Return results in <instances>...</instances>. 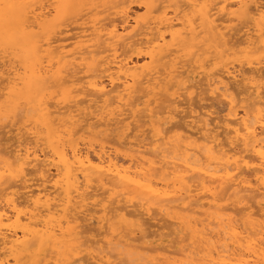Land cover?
Masks as SVG:
<instances>
[{
	"label": "bare ground",
	"instance_id": "obj_1",
	"mask_svg": "<svg viewBox=\"0 0 264 264\" xmlns=\"http://www.w3.org/2000/svg\"><path fill=\"white\" fill-rule=\"evenodd\" d=\"M77 1L79 0H15L16 3H22L26 5L27 9L34 8V10L32 11L30 10V13L29 11L27 13V14L32 15L31 21H30L31 24L28 23L29 25L28 26L25 25L26 27L21 25V28L24 27L23 30L26 31V33L25 32L21 33V35L23 34L22 37H24L22 40H24L25 38L27 39V36H29L28 33L31 31H32L31 33H33L34 29L39 28L42 22L52 23L55 15H58L62 8H65L66 6H70L71 4H74V3L77 4ZM112 1L119 2L118 6L121 5L122 7L124 6V3H126L125 2L126 0H112ZM160 1L162 2V0ZM201 1L202 0L180 1L181 3H183L182 6H184V9L187 8L188 11L191 13L192 15V18L190 17L191 19L185 17L186 14H184L185 16L184 15L180 16V14L184 11V9H182L181 4L179 3L180 4L179 6L171 10V15H169V12L162 11L160 14L161 17L159 19H156V21L151 19L153 20V22L151 21L143 22L141 20L134 19L135 26L132 28L131 31H128L127 30L128 29L127 25L129 23L128 22V19H129L128 12L127 10L123 8L119 12V10L121 9L120 8L118 11H116L118 15L116 14V12L113 14L114 16L117 15L120 17L119 21L116 20L119 17L116 16L114 18V20L118 21V24L115 21L114 23L113 21L112 22L110 21V23L106 22V24L105 23L100 24L99 22L101 21L104 22L105 20H103L104 19L103 18L100 21V19L98 18L99 20L97 19L96 20L99 22L95 23L92 27H90L92 29V34L90 33L91 38L89 37L87 41L86 40L84 41V39L82 41V38H84L85 35L82 36V35L77 34L79 36L73 37L72 36L73 34H72L71 37H68V39L73 37V40H75L74 42H72L74 49L71 55L78 56L77 58L82 61L89 60L91 62L88 64L89 67L88 66L86 67L88 68V70L86 71L84 70L86 75H84V77L82 76L81 78L76 77L77 75L76 71H81L80 69H85L84 67L77 70L79 66L78 68L77 66L74 67L72 66V63L70 64V62H68L72 66V68H67L68 69L67 70L66 67L68 63L67 65H64L66 67L63 68L61 72H63L64 74H67V76L62 77V82H64V86L66 87L67 91L65 90L66 91L65 98L64 97L63 98L71 99L69 94H71L72 92L78 93V95L79 96L81 95L82 97V100L80 101L79 99L78 102H80V104L85 105V106H84V109L82 108L83 111L79 109H78L79 111L77 110V112L81 113V114L78 113L79 114L78 116L76 115L77 117H79L77 121L71 122L70 120L68 122L62 119L61 121L59 120V126L58 124H56V126H58L59 129L57 127L58 130H56V133L53 136H51L52 144H50L49 142L50 146H48L49 150L47 152H44L43 148L42 149L41 147L39 148L40 144L37 146L35 145L36 143L33 145L32 142L31 143L29 142L30 144H25L21 146L19 145L20 147L17 149L15 153H11V152L7 153L6 151L0 150V264H20L19 262H22L21 259H23L24 257L26 259L27 257L30 256L29 255L30 253L32 254V253L38 252V250H41L43 248H45V250L48 249L47 252L44 251L46 253L45 257L47 258V256H49L48 257L49 260H52V262L51 261L48 262V260L47 261L45 260L44 262L41 261L43 264H73V263L74 264H84V262L86 261L89 262V260H92L94 264H125V263L126 264H264V206H263L264 204L261 206L260 203H256V205L258 206V209H256L253 204V202L255 203V201L251 200L253 198L264 200V98H263L264 83H262L264 75L263 76L261 75L263 74V71L259 72L260 67L259 68L252 67L251 65L253 63L251 64L249 62L247 63L249 67L246 65L249 69L248 73H250L248 74L250 75L248 77L249 85H250L249 87H251L250 89L253 90V94L255 97L252 99L251 102H247V100L245 101V103H248V104L246 105V107H244L243 113L241 112L242 115L240 116L238 114L239 112L237 113V110H236L237 105L239 103L237 102L239 99L236 100L237 99L236 96L239 97V95L237 94L235 96L234 95L235 93L233 94V91H231L232 90L231 84L234 82L233 80H235L237 77L239 76L241 77V74L243 77V71L244 73L245 72L247 73L246 68L245 70H242L241 68V70H238V71L232 70L233 68L231 69L232 71H230V69L226 68L224 71L221 70L219 73H216V74L212 73V75L207 76V79H206L207 90L206 91H208L211 95L222 98L223 102L225 101V103L228 106V110H229V113L227 114L228 121L226 120L228 123L226 124V127H225V136L222 138L223 140L221 139L222 137L221 135L222 134L224 135V131L220 129L223 132L220 134V133H217L219 131H215L214 129L208 128V126L210 127L212 125V122L211 124L209 123L204 124V121L206 119L205 120L203 119H204V116L205 118L207 117L206 114L205 115L203 114L204 116L202 117V119L200 118V116L197 117L203 120L201 124H203L204 126L202 125L203 127L201 126V129L199 127V129L196 128L197 130L188 129L187 131L185 129L186 131H184L182 128L183 131H180L179 134H176V136L174 135V137L172 136L173 138L169 137V139H166L165 135L166 134L168 135L170 131L173 132L174 130L173 128H175L176 126H174L173 128L169 127L168 130L165 128L166 133H165V129L162 130L164 135L161 134L159 138L155 137V139L152 142L148 144L146 143L147 145H145L144 143V145L142 144V145L135 146L136 148L134 147L130 148L129 151L126 150L130 153L129 155H126L125 158H123L126 165L121 164L122 162H119L120 159L118 160V158L116 157H111L110 154L107 153L108 151L106 152L104 150V147L102 146L97 152H95L94 157H91L89 154L90 152H88V150L85 151L79 148L78 147L79 145L73 139L74 135H76L78 131L82 130V127L79 126L80 128L78 129V131L76 129L77 131L76 132L75 128L80 123L86 121V120L82 121L81 118H84L87 116H89L91 119H92L91 116H93L94 118L95 117L99 118L98 111L100 108L98 107H100L99 105L101 103H103L104 105L106 104L105 102H108V104H110V107L112 106V104L116 106L117 104H119L122 107L123 106L130 107V104L132 103L131 107H134L133 102L127 104L130 101L126 103L125 99L128 98L130 100L131 97L133 98L136 97V93L143 94L144 95V97L142 95L143 98H145L146 96L149 97V95H153V94L158 96L159 91H161L160 85L163 81H165L167 78L177 79L178 77H183L184 74H187V71H179L182 69L185 70L183 65L180 67V69H178L177 65L173 61L174 58L172 59L173 62L169 60L170 57L173 56L172 54H174L175 52H178V49L175 50L173 47V50H172L173 45L169 44L167 42L168 40L166 41V39L167 37H169L170 40L173 41L172 43H175V42H178L179 44L180 42L182 43V41L185 40V37L195 34V30L198 28L196 27V21L201 20L207 30L211 31V33L214 32L216 37L219 39L221 47L225 49V52H228L231 50V48L234 47V44H236V41L240 40V38L239 39L236 38L237 40L235 39L236 41L234 40L235 42L232 43L233 42L232 39L230 41V38H228L229 37L228 32L223 33L221 31H226L227 23L238 21L240 18H243L246 20L244 21L246 22L245 24L246 25L245 26L246 28L245 37L246 38L243 41H241L240 44L238 43L239 42L238 41L237 42L238 44L235 46L245 45L247 50L250 48L251 49L256 48V49H260L264 51V21H261L259 19L260 10L255 7L257 4L261 3L260 0H248L247 1L248 3L252 5V10L246 16L237 14V12L234 11L235 8L233 6L235 5L238 7L240 0H216L215 3L211 0L213 4H210V5H207L206 3H202ZM163 2L167 3L168 0L167 1L165 0ZM176 3L177 2H175V4ZM79 4H81V1ZM159 4L160 3H158V5ZM158 5H157V8L159 9L160 5L159 6ZM115 6L117 5L115 4ZM173 6H174V3H173ZM72 7L74 8V6L72 5L71 7H68V8L73 9ZM77 8L75 6L73 10ZM127 8L129 7L127 6ZM108 9L110 10V8ZM156 9H154L153 12H155ZM158 9H157V12H158ZM19 10H20V13H22V10L21 9ZM104 12L105 11H103V13ZM103 13L101 12L100 14H103ZM195 15H196V18L198 19L197 20L195 18L196 21L193 18V16ZM83 16L84 15H82L81 17ZM189 16L190 15H188V17ZM57 18L58 17H55L56 20H59L62 17H59L58 19ZM29 19H30V16H29ZM17 20H18L17 19V9L12 13L10 17L5 18V19H0V27L8 31V32L4 31L6 35L11 34L9 29L7 28H10V26L14 25V23L16 26L17 22L19 21ZM94 20L95 19L92 20L93 22L92 21L90 22L94 23ZM17 27L18 29L20 28L18 25ZM87 28H88L87 30H89V27ZM136 28L137 30L140 31V33L135 30ZM234 28H237V27H234ZM129 29H130V26H129ZM15 30L17 31V29ZM133 30L135 31V34H131ZM16 31L15 32L12 31V32L17 34ZM65 31H68V30H65ZM141 31L144 32L143 33L144 39L136 40L135 39L136 35L138 33L139 34L137 36L141 35ZM41 33L39 32V34ZM21 35H18V36L21 37ZM48 36H50V34ZM210 36L211 38H213L212 35ZM6 37L11 38L10 39L11 43L13 41V37H14V40H16L14 35L13 36L11 35V37L10 35ZM34 38H37V36ZM196 38H197V35H196ZM41 39L43 38H40V40ZM57 39L59 38L54 37V40H52L50 43H46V45L43 43L44 46L47 48L43 49L42 53L43 52L47 53L46 55H50L52 53H57V54L66 53V52H61V51L65 49L64 47H67V46L69 47L71 43L64 47L59 46L60 48L59 47L52 48L51 45H53L55 42L57 43L58 41ZM61 39H59V41ZM190 40H192V38ZM53 41L55 42L53 43ZM68 41H71V40H67V42ZM91 42H93L91 45H87V43H91ZM195 42L196 40H194V43ZM37 43L38 42L34 43L33 45H35L36 51L40 53L41 52L40 49L43 44H39L41 45L39 46ZM230 43H232V45H230ZM0 44L3 45V44H8V43L6 42L2 43L1 41ZM214 44H216V42ZM28 45L31 46V44H28ZM72 45L70 47H72ZM12 46H15V45H11V47ZM194 48H189L187 46L185 49L190 50ZM183 49L184 48L182 49L180 48L179 50L183 51ZM24 50L27 51L28 49H24ZM69 51L70 49L67 52ZM30 52H31V49H30ZM131 52H133L132 54H136V56L143 54L144 56L148 57V59L150 60V63L148 64L149 66L147 67L146 65V67L143 68V67H140L137 63H134L133 60H131V55L130 56L128 55ZM220 52L221 51L217 53H220ZM21 53L23 54V52H20V54ZM261 53H258V54H261ZM105 54H108V55L103 57L102 55H105ZM177 54H179V52ZM71 55H67V56H71ZM263 55L264 54H262V56ZM99 57H101L100 61L98 60ZM192 57H193V54H192ZM190 59H187V60H189L190 62ZM43 60H45V58H43ZM49 60L47 59V62ZM53 62H54V65H56L57 67V64H56L57 62L55 63V60ZM53 62H51V64L49 62L48 63L49 65L48 64L46 65V61H45V63L43 62L45 66H43V64L37 63V65H35L36 67H34V70L31 73L29 72V74L31 75V79H30L31 83L29 86L31 91L34 92L35 89L37 90L36 84H38V80L41 77H43V75L45 76L49 73L50 71L49 68L51 67V65H53L52 64ZM82 64L80 63L79 65L84 66L86 63L83 65ZM178 64H180V62H178ZM54 65H53V68H54ZM254 65H260V63L253 64V66ZM263 65H264V61H263ZM46 66H48V68ZM159 66L163 68L161 69V71L157 69ZM185 66H187V64ZM91 69L93 70L90 71ZM18 70H21V69H18ZM191 71H188V73ZM13 72L11 73L13 74V76H15V74L17 73H15L16 71L14 72L15 74ZM17 72L19 73V75L21 74L19 71ZM9 75L10 73L8 74V76ZM30 75H28V77ZM242 77L239 78V80L242 79ZM18 79L19 78H17V80ZM72 79H75V80H72ZM186 79H189V78L186 77ZM14 81L16 80L14 79ZM195 82L196 81H194V83ZM10 83L8 85H10ZM18 83H21V81L18 80ZM189 83H188L189 86H187V88L189 87V89L191 88L195 90L193 81L192 82L190 81ZM67 84H70L72 87L73 85H76L78 86V88L75 87L72 89V87L70 86L71 87L70 88L69 86H67ZM162 84H165V83H162ZM168 84H169L167 85L168 88H171L169 86L172 84L170 83ZM161 86L164 87L163 85ZM7 88L8 86H4L1 88L0 97L5 98L3 96L4 95L7 96L8 93L6 92L9 90ZM23 88L24 87H22V91H23ZM69 88L72 90H69ZM235 88H234V92L236 91ZM201 90H204V89H201ZM259 90L263 92L260 93ZM13 91L14 90H12V92ZM168 91L170 90L168 89ZM184 91H186L185 88H184ZM41 92L44 93L43 90ZM194 93L196 92L194 91ZM17 94H19V92H17L15 95ZM21 94H24L27 96L26 93H20L18 96H21ZM249 94L252 95L251 92ZM261 94L263 95L262 97H261ZM38 95L40 96V92ZM160 95L163 96L162 94ZM26 96H25V99L29 98ZM44 96H45L44 100L46 101V95ZM54 97L55 96H53V98ZM164 97L168 98L166 97V95ZM183 97H185L184 94H183ZM250 97L251 96L249 95V99ZM37 98L35 97V99ZM76 98H77V94L75 96V99ZM165 98L163 99L166 100ZM40 99L42 98L40 97ZM210 99L211 98L209 97L208 100ZM32 100L35 101L34 98ZM168 100H166L165 102L168 103ZM137 101L136 103H138ZM176 101L179 102L178 96L173 99L171 98L169 100L170 105L169 104L168 105L174 106L176 103L178 104V102ZM39 102H40L39 104H41L40 107L38 106L40 109L38 107L37 108L40 110L39 113L44 114V115L40 114L41 117L43 116L42 118H44L47 115V111H48L47 106L49 102L48 103L46 102V104L44 102L41 103L42 102L41 100H39ZM69 102L71 103V101ZM160 103L162 106L163 105L162 101H160ZM166 103H165V108H166ZM180 103L181 102H179V104ZM13 104L15 105L14 102ZM77 104L76 106H78ZM119 105L118 107L120 108L121 106ZM116 106L114 108H118ZM158 106L160 107V104L157 105V107ZM207 106H210V105H207ZM64 107H61V108L63 109ZM70 107H73V105ZM30 108L31 106L29 107V109ZM119 108L117 111H112V110L110 112L108 111V114H110L109 116H115V117L116 115L118 117L123 116L122 110H119ZM162 108L160 109L158 108V110L160 111L162 110ZM10 109L11 108H9V110ZM105 109L106 108L104 107L103 110ZM64 110L67 111V107L66 109L64 108ZM19 112H20V109H19ZM57 112H55L54 110V113H57ZM161 112L164 113L163 110ZM52 113L53 112L50 113V116ZM99 113L101 114V112ZM18 114L19 113L16 114V117ZM105 114L107 116V113ZM185 116H187V113ZM115 117L113 118L114 122L116 121ZM126 117L124 119H126ZM55 119L53 121L51 120L52 123H54V121L57 122V120ZM87 119L89 120L88 117ZM120 120H123V118ZM196 120L199 122L201 121L198 119ZM95 122H93V124ZM123 122H120V123H123ZM15 123H17V120ZM107 124H110V123H107ZM180 124H178L177 127H179ZM43 125H46V123ZM98 125H99V122H98ZM92 126H90V128ZM100 126H102V124ZM191 127H193V125ZM216 127L219 128V126L217 125ZM49 128H50L49 131H51V128H53V126ZM46 129L48 128L46 127ZM161 129H162V126H161ZM176 130H178V128ZM1 133L4 134L5 132H1ZM49 135H52V134H49ZM35 136L36 135H34L33 137ZM109 136L110 134L108 135V137ZM105 142H108V141L105 140ZM112 143H114V145L117 144L115 143V141H112ZM46 144L48 145V143ZM46 144L44 145V147L47 146ZM109 144H111V142ZM119 148L121 149L122 147H119ZM51 170H53V172H51ZM33 174H38L40 177H39V180L38 178L37 180L41 182L39 184H36L37 180L35 178L36 180L35 185L32 184L31 182L32 185L30 184L29 186L26 185V187H24V185L27 184L31 180L29 179V177ZM35 177H37V175ZM21 188L22 189L27 188L30 190L26 193L23 192L22 194H20L21 192H19V189ZM98 193L103 196L105 195V193L106 194L108 193L109 194L108 197H110L111 199V203H109V206L112 204V202L113 204H115V206L113 205L114 207L112 209H109V207L105 208L101 206V201L103 199L102 198L103 196H99ZM249 195H252V197H249ZM95 197H101L100 198L101 200H98L97 202L93 200V202H91L92 203L91 205L94 207L99 206L100 208V209L98 208L99 211H102L105 214V217H107L108 214L110 213L109 214L110 217L105 218L106 220L105 224H107L108 226L106 227V229H108L106 230V233L109 235V237L107 235L108 238H104V236H102L101 232L99 231L100 232L99 234L101 235L100 237L104 238L103 241H98L99 239H97L96 241L98 242H94L92 240L91 242L87 240L88 238H85L86 236H84V233H86L85 230L84 231L82 230L84 227V224H82L83 225L82 228L80 227L82 226L80 225L81 224L80 221L82 222L83 220L82 218L79 217V214L80 215L83 214L86 216L87 213H89V210L86 208H88L87 206L89 202ZM225 199L227 200L233 199V203L231 205L230 204L222 205L221 203ZM249 199L252 202V204L247 205L246 200L249 201ZM201 200H203L204 202H202ZM250 201L249 203H251ZM120 202L124 203L125 205L118 206ZM94 207H93V211H94ZM128 207L136 208V209L138 208L140 210V213H139V210L134 211L135 214L132 212L131 213L126 212L125 209H127ZM124 211L125 213H121ZM155 211L158 213L159 216L163 215L168 218L170 216V213H174L178 215V217L174 219L178 221V226L180 225L179 227L181 229V232L183 231L181 226L187 232V234H184V235L187 236L188 243L181 245L180 247H178L179 249L177 250L170 249L168 246L167 247L160 246L157 248L152 247L153 249L149 247H144L145 252L140 254L139 256L136 254V251L135 253L133 252V250L138 249L137 248L138 246L135 247L136 245L134 246L133 244L135 243V241L136 242L139 241L137 239H140L141 237L144 238V235L142 234L141 236L140 235L137 236L139 238H135L134 237L135 232L132 230H129V227H127V225L124 222L125 220L124 217L131 216L132 218V216H134L133 218H135L136 216L137 217L139 216V220H140V217H143L144 215L145 217L151 216V213L153 214L155 213ZM242 211H247V212L246 214H242L243 215L242 216L241 214H239ZM234 214H235V217L236 215H239L236 218L238 217L240 218V216L244 217V215H246V221H240L238 219H235ZM199 216L200 217L204 216V218L200 219ZM83 218L86 219L85 217ZM153 218L156 219L155 217ZM260 219H262V222ZM258 220H260V222ZM143 221L145 222L147 220H143ZM156 224L157 223H155V225L153 224V226L157 227ZM172 224L174 225V223ZM86 225H85V228H86ZM170 225L168 224V227ZM103 226L105 227V225ZM170 227L172 228V226ZM172 231H171V235H172ZM176 232L178 233V231ZM174 241L172 240V242ZM180 241L182 240H179V242ZM187 241L184 240L182 242L186 243ZM101 243H103V245ZM140 248L142 249V247ZM61 250H64L65 252H68V253H73V257H75V259L73 258V260H71L72 257L71 256L68 257V254H67L68 259L67 260L65 259L66 261H64L61 258V256L63 258L66 256H63L64 254L62 253ZM151 251H153V253H156V255L154 254L155 257L154 256H152V258L149 257V255L151 254L149 252ZM132 252L134 254H132ZM38 253L36 254V256L38 255ZM148 253L149 255L147 256ZM82 254H85V256H87L90 259H87V257H86L87 260L85 258H82V256H84ZM121 255L124 256L123 257L124 260H125L126 255L127 257H129V259H127L126 257L125 261H119L118 263H116L115 260H117V257ZM133 255H135V258H133L134 257ZM36 256H32L31 258L35 257L36 259L37 258ZM31 260L33 261V259ZM24 262L25 261H23V264H35L33 263L34 261L30 263L29 262L24 263Z\"/></svg>",
	"mask_w": 264,
	"mask_h": 264
},
{
	"label": "rangeland",
	"instance_id": "obj_2",
	"mask_svg": "<svg viewBox=\"0 0 264 264\" xmlns=\"http://www.w3.org/2000/svg\"><path fill=\"white\" fill-rule=\"evenodd\" d=\"M80 1H81V4H79L80 3ZM93 1V2H92ZM97 1V2H96ZM105 1V2H104ZM156 1V0H155ZM154 0H146V2H145V0H126L125 2L126 3H124V6L122 7L121 5L120 6H118L119 5V2H117V1H112V0H90V2H89V0L87 1V0H85V1H83V0H79V1H77V4H71L72 6H74V8H75V6H76V8L78 7V5H79V7L77 8V9H75V10H73V9H71V8H68V7H71V5L70 6H66L65 8H62L61 10H60V15H62V16H60L59 14L58 15H55V17H62V18H60L59 20H56L55 19V17H54V19H53V21H52V23L51 22H49V23H45V22H42L41 23V25H40V27L39 28H35L34 29V31H33V33H31V32H29L28 34H29V36H27V39L25 38L24 40H22L24 37H22L23 36V34L21 35V33L22 32H25L26 33V31H24L23 29H24V27L23 28H21V25L22 26H28L29 24H31L30 23V21H31V17H32V15L31 14H27L28 13V11H29V13H30V10L32 11V10H34V8H32V9H27V7H24V8H19V9H21L22 10V13H20V10L19 9H17V19L19 20H17L18 22H17V25L20 27L19 29H18V27H17V25L15 26V23H14V25H11L10 26V28H7V29H9V31H10V33L11 34H9L10 35V37H11V35L13 36H15V39L16 40H14V37H13V41H12V43L10 42V39L11 38H8V37H6V36H9L8 34L6 35L5 34V32H8L6 29H2L1 27H0V43H1V41H2V43H8V44H3V45H1L0 44V82L4 85V86H8V88L7 89H9L6 93H8L7 94V96H3V97H8V98H2V97H0L1 99H0V150H2V151H6L7 153H9V152H11V153H15L16 151H17V149L21 146V145H25V144H30L31 142L33 143V145L35 144V145H39V148L41 147V149L43 148V150H44V152H47L48 150H49V147L48 146H50V144H52V138H51V136H53L55 133H56V130H58L59 129V120L61 121V119L62 120H64V121H70L71 120V122H74V121H77V119L79 118V117H77L79 114H81L80 112H77V110L79 109V110H82V108L84 109V106L85 105H82V104H80V102H78V100L80 99V101L82 100V97H81V95L79 96L78 95V93H71V94H69V96H70V98L72 99H64L65 98V92L67 91V89H66V87L64 86V82H62V77H64V76H67V74H64L63 72H61L62 70H63V68H65L66 66H64V65H67V63L68 62H70V64L72 63V66H74V67H76L77 66V68H78V66H79V68L77 69V70H79L80 68H82V67H84L85 69H80L81 71H76L77 72V75H76V77H84V75H86V73H85V71L86 70H88V68H86L87 66L89 67V63L91 62V61H89V60H80V59H78L77 57L78 56H72L71 55V53H73V49H74V46L72 45V42H74L75 40H73V37H75V36H79V35H82V36H87V37H85L84 36V38H82V41H83V39H84V41L86 40H88L89 39V37L91 36V34H92V29L90 28V27H92L95 23H98L99 21H97V20H99L100 19V21L103 19V20H105L104 22L103 21H101V22H99L100 24L102 23H105L106 24V22L107 23H110V21L112 22L113 21V23H114V21L115 22H117V24H118V21H119V19H120V17L119 16H117L118 14H117V12L116 11H118L120 8V10H119V12L122 10V8L123 9H125V10H127V12H128V17H129V19H128V31H131L132 30V28L135 26V24H134V19H137V20H141V21H143V22H149V21H151V22H153V20L154 21H156V19H159L160 17H161V12L162 11H166V12H169V15H171V10H173V9H175V7H177V6H179L180 4H181V6L183 5V3H181L180 1H183V0H179V1H177V0H171V2H170V0H168V2L166 3V2H163V1H165V0H162V2L160 1V0H158V1H156L155 2ZM160 1V2H159ZM167 1V0H166ZM214 3L216 2V0H212ZM211 0H202L201 2L202 3H206L207 5H210V4H213V2H212ZM248 1V0H247ZM261 1V0H260ZM102 2V3H101ZM111 2V3H110ZM117 2V3H116ZM144 2V3H143ZM175 2H177L176 4H175ZM210 2H212V3H210ZM89 3H91V4H89ZM93 3V4H92ZM96 3V4H95ZM99 3V4H98ZM108 3H109V5H108ZM113 3V4H112ZM127 3H128V5H127ZM156 3V4H155ZM158 3H160L159 5H158ZM173 3H174V6H173ZM180 3V4H179ZM88 4V5H87ZM115 4L118 6H115ZM113 5V6H112ZM157 5L159 6V9L157 8ZM81 6V7H80ZM115 6V7H114ZM127 6L129 7V8H127ZM171 6H173V7H171ZM127 9H126V8ZM67 8V9H66ZM108 8H110V10L108 9ZM113 8H114V10H113ZM118 8V9H117ZM147 8V9H146ZM158 9V12H157V9ZM64 9H66V10H64ZM72 10V11H70V10ZM93 9V10H92ZM103 9V10H102ZM129 9V10H128ZM154 9H156L155 10V12H153V10ZM182 9H184V6H182ZM25 10H27V11H25ZM92 10V11H91ZM100 10H101V12L103 13V11H105L103 14H100L101 12H100ZM23 11H25V12H23ZM65 11H67V12H65ZM160 11V12H159ZM234 11H236V8H235V10ZM64 12V13H63ZM87 12H89V13H87ZM98 12H99V14H98ZM112 12V13H111ZM116 12V16L117 17H119V18H117L116 20H118V21H116V20H114V18L116 17V16H114L113 14ZM152 12V13H151ZM184 12V13H183ZM181 14H180V16H182V15H184V14H186V16L185 17H187V18H189V19H191L192 18V15H191V13L188 11V9L187 8H185L184 9V11H183ZM24 13V14H23ZM63 13V14H62ZM67 13V14H66ZM95 13H96V15H95ZM189 13V14H188ZM92 14V15H91ZM110 14V15H109ZM135 14V15H134ZM19 15V16H18ZM82 15H84L83 17H81ZM93 15H95V16H93ZM153 15V16H152ZM160 15V16H159ZM188 15H190L189 17H188ZM23 16V17H22ZM29 16H30V19H29ZM64 17V18H63ZM80 17H81V19H80ZM108 19H106V18ZM191 17V18H190ZM22 20H20V19ZM57 18V19H58ZM88 18V19H87ZM99 18V19H98ZM193 18H194V20H195V18H196V15L195 16H193ZM87 19V20H86ZM93 19H95L94 20V23H91L90 21H92ZM97 19V20H96ZM151 19H153V20H151ZM197 19V18H196ZM88 20H89V22H88ZM198 20V19H197ZM240 20V21H239ZM238 21H234V22H231V23H227L226 24V27H227V29H226V31H221V32H223V33H226V32H228V35H229V37L228 38H230V41H231V39H232V43H234L237 39H239L240 38V40H237L236 41V44H234V47L233 48H231V50L230 51H228V52H225V49H223L222 47H221V45H220V42H219V39L216 37V35L214 34V32H212L211 33V31H209V30H207L206 29V27H205V25L203 24V22L201 21V20H199V21H196V27H198L196 30H195V34H193V35H190V36H187V37H185V40L184 41H182V43L180 42V44L178 43V42H175V43H172L173 41L172 40H170V38L169 37H167V39H166V41L169 43V44H171V45H173L172 46V50H173V47H174V49L175 50H177L178 49V52H179V54H177L178 52H173L174 54H172L173 56H171L170 57V59L169 60H171L172 61V59H173V61H174V63L177 65V68L178 69H180V67L183 65L184 66V69L185 70H179V71H187V74H184V75H186V76H184L183 75V77H178L179 78V80H178V78L176 79H169V78H167L165 81H163L162 83H165V84H162L161 83V85H163L164 87H162L161 85H160V87H161V91H159V95L157 96V95H149V97L148 96H146L145 98H143L144 97V95L143 94H141V93H136V97H131L130 98V100L128 99V98H126L125 100H126V103L128 102V101H130V102H128L127 104H129V103H131V102H133V105H134V107H131L132 106V103L130 104V107H127V106H121V105H119V104H117V106L116 105H114V104H112V106L110 107V104H108V102H105L106 104H104L103 105V103H101L99 106L100 107H98V108H100L99 109V111H98V116H99V118L98 117H93V116H91L92 117V119L89 117V116H87L88 118H89V120L87 119V117H84V118H81V120L83 121V120H86V121H84V122H82V123H80L76 128H75V131H76V129H77V131H78V129L80 128V127H82V130L81 131H76L77 133H76V135H74V140L76 141V143L79 145L78 147L79 148H81V149H83V150H88V152H90L89 154H90V156L91 157H94V155H95V152H97L99 149H100V147L102 146V147H104V150L108 153V154H110V156L111 157H116V158H118V160H119V162H122L121 164H123V165H126V163L124 162V159L123 158H125L126 157V155H129L130 153L128 152L129 151V149L130 148H136L135 146H137V145H144V143H145V145H147L148 143H150V142H152L154 139H155V137L156 138H159V136L161 135V134H163L164 135V133H163V131L162 130H164L165 128L168 130V128L169 127H174V126H176L175 128L177 129L178 128V130H176L175 128H173L174 130H173V132L172 131H170L169 133H168V135L166 134L165 136H166V139H169V137L170 138H173L174 137V135L176 136V134H179L180 133V131H188V129H191V130H197V129H199V127H200V129H201V126L203 125V124H201L202 122H203V120H205L204 121V124L206 123V124H211V122H212V125L209 127L208 126V128H211V129H214L215 131H219V132H217V133H223L222 131H224V135L222 134L220 137H221V139L225 136V127H226V124L228 123L227 121V114L229 113V110H228V106H227V104L225 103V101L223 102V99L222 98H220V97H216V96H214V95H211L208 91H206L207 90V87H206V79H207V76H209V75H212V73H219L221 70L222 71H224L226 68H228V69H230V71H232V70H241V68H242V70H245V68H246V71H247V73L245 72L244 73V71H243V77H242V74H241V77H242V79H240L239 80V78H241L240 76L239 77H237L235 80H233L231 83V86H232V90L231 91H233V94L236 96L237 94L239 95V97L238 96H236V100H238L237 102H239L238 103V105H237V113L239 114V116L240 115H242V113H243V109H244V107H246V105L248 104V103H245V101L247 100V102H251L252 101V99L255 97L254 96V94H253V90L252 89H250L251 87H249L250 85H249V76L250 75H248V74H250V73H248V71H249V69H248V65H247V63L249 62V63H253V64H258V63H260V65H254L253 66V64L251 65L252 67H256V68H259L260 67V69H259V72H262L263 71V74H261L262 76L264 75V65H263V61H264V55L262 56V54H264L263 52L264 51H262V50H260V49H256V48H254V49H246V46L244 45H238V46H235V45H237L238 43L240 44V42L241 41H243L246 37H245V32H246V28H245V24H246V22H244V21H246L245 19H243V18H240ZM243 20V21H242ZM21 21V22H20ZM57 21V22H56ZM72 21H74V22H72ZM27 22V23H26ZM86 22H88V23H86ZM93 22V21H92ZM201 22V23H200ZM29 23V24H28ZM199 23V24H198ZM236 23V24H235ZM24 24V25H23ZM92 24V25H91ZM239 24H240V26H239ZM25 26V27H26ZM42 26V27H41ZM50 26V27H49ZM54 26V27H53ZM98 26V25H97ZM129 26H130V29H129ZM203 26V27H202ZM238 26H239V28H238ZM242 26V27H241ZM78 27V28H77ZM84 27H86V28H84ZM87 27H89V30H87L88 28ZM234 27H237V28H234V30H233V28ZM244 27V28H243ZM56 28V29H55ZM74 30H73V29ZM76 28V29H75ZM79 28H81V29H79ZM2 29V30H1ZM15 29H17V31L15 30ZM78 29V30H77ZM239 29V30H238ZM241 29V30H240ZM29 30V29H28ZM27 30V31H28ZM33 30V29H32ZM36 30V31H35ZM38 30V31H37ZM41 30V31H40ZM44 30V31H43ZM58 30V31H57ZM64 30V31H63ZM65 30H68V31H65ZM137 32H139L140 33V31L139 30H137V28L135 29ZM5 31V32H4ZM17 32V34H15V33H13V32ZM63 31V32H62ZM87 31V32H86ZM91 31V32H90ZM235 33H234V32ZM4 34H3V33ZM20 34H19V33ZM39 32L41 33V34H39ZM48 32V33H47ZM57 32H59V33H57ZM62 34H61V33ZM82 32V33H81ZM137 32H136V34H137ZM57 33V34H56ZM91 33V34H90ZM138 33V34H139ZM144 32H142L141 31V35H139V36H137L136 35V40L138 39V40H143L144 39V34H143ZM199 33V34H198ZM201 33V34H200ZM1 34H3V35H1ZM50 34V36H48ZM60 36H59V35ZM73 34V35H72ZM77 34H79V35H77ZM89 34V35H88ZM131 34H135V31L133 30L132 32H131ZM207 36H206V35ZM231 34V35H230ZM236 34V35H235ZM18 35H21V37H19ZM40 35H41V37H40ZM47 35V36H46ZM56 35V36H55ZM71 35L73 36L72 38H69L68 39V37H71ZM143 35V36H142ZM196 35H197V38H196ZM210 35H212L213 36V38H211V36ZM37 36V38H34V37H36ZM142 36V37H141ZM193 36V37H192ZM206 36V37H205ZM241 36V37H240ZM45 37V38H44ZM49 37V38H48ZM54 37H58L59 39H61L60 41H59V39H57L58 41H57V43L55 42V41H53V45H51L52 46V48H56V47H59V46H67L68 44H70L71 43V45H72V47H70L71 45H69V47L67 46V47H64L65 49H63L61 52H66V53H64V54H57V53H52V54H50V55H46L47 53H42V50L43 49H46L47 47H45L44 46V44L46 45V43H50L52 40H54ZM189 37V38H188ZM192 38V40H190L191 38ZM31 38V39H30ZM40 38H43V39H41L40 40ZM51 38H53V39H51ZM91 38V37H90ZM237 38V39H236ZM33 39H35V40H33ZM51 39V40H50ZM201 39V40H200ZM236 39V40H235ZM56 40V39H55ZM65 40V41H64ZM67 40H71V41H68L67 42ZM194 40H196V42L194 43ZM235 40V41H234ZM17 41V42H16ZM24 41V42H23ZM239 41V42H238ZM36 42H38L37 44L39 45V44H43L42 46L41 45H39V46H41V49H40V53L38 52V51H36V48H35V45H33L34 43H36ZM40 42V43H39ZM185 42V43H184ZM201 42H203V43H201ZM205 42H207V43H205ZM216 42V44H214ZM238 42V43H237ZM10 43H11V45H15V46H12L13 47V49H12V47H11V45H10ZM93 42H91V43H87V45H91ZM190 45H188V44ZM232 43H230V45H232ZM28 44H31V46L30 45H28ZM59 44H61V45H59ZM174 44H175V46H174ZM186 44H187V46L189 47V48H194V49H190V50H187V49H185L187 46H186ZM185 45V46H184ZM192 45V46H191ZM201 45V46H200ZM28 46H30V47H28ZM54 46V47H53ZM216 46H217V48H216ZM7 47V48H6ZM9 47H11V48H9ZM19 47V48H18ZM21 47H23V48H21ZM203 47V48H202ZM219 47V48H218ZM236 47V48H235ZM60 48V47H59ZM182 49V48H184L183 49V51H181V50H179V49ZM10 49H12V50H10ZM15 49V50H14ZM24 49H28L27 51L26 50H24ZM30 49H31V52H32V54H31V52H30ZM70 49V51L69 52H67L68 50ZM215 50V52H216V50L217 49H219V50H217V52H219V51H221L220 53H215L214 52V50ZM222 49V50H221ZM17 50V51H16ZM185 50V51H184ZM198 50V51H197ZM6 51V52H5ZM29 51V52H28ZM190 51V52H189ZM196 51V52H195ZM20 52H23V54L21 53L20 54ZM195 52V53H194ZM212 52V53H211ZM261 53V54H258V53ZM26 53V54H25ZM133 52H131V53H129L128 55L130 56L131 55V60H133V62L134 63H137L140 67H146V65H147V67L149 66L148 64L150 63V60L148 59V57H146V56H144L143 54L142 55H138V56H136V54H132ZM189 53V54H188ZM226 53V54H225ZM20 54V55H19ZM31 54V55H30ZM42 54V55H41ZM177 54V55H176ZM192 54H193V57H192ZM194 54H196V55H194ZM215 54H217V55H215ZM221 54V55H220ZM223 54H225V55H223ZM249 54V55H248ZM254 54V55H253ZM256 54V55H255ZM22 55V56H21ZM57 55V56H56ZM67 55H71V56H67ZM106 55H108V54H105V55H102L103 57L104 56H106ZM133 55V56H132ZM191 55V56H190ZM200 55V56H199ZM248 55V56H247ZM253 55V56H252ZM40 56H42V57H40ZM65 56V57H64ZM135 56V57H134ZM59 57V58H58ZM77 58V59H75V58ZM192 57V58H191ZM43 58H45V60H43ZM49 60L48 62H47V59ZM57 60H56V59ZM63 58V59H62ZM70 58V59H69ZM100 58L101 57H99L98 58V60L100 61ZM191 58V59H190ZM30 59V60H29ZM55 60V63L57 64V67H56V65H54V60ZM187 59H190V62H189V60H187ZM251 59V60H250ZM26 60V61H25ZM29 60V61H28ZM70 60V61H69ZM78 60H80V61H78ZM209 60H210V62H209ZM248 60V61H247ZM41 61H43L44 63H45V61H46V65L50 62V64H51V62H53L52 64L54 65V68H53V65H51V69L49 68V73L47 74V75H43V77H41L39 80H38V84H36L37 86V90L35 89L34 90V92L33 91H31L30 90V88H29V86H30V83H31V81H30V79H31V75L29 74V72L31 73L33 70H34V67H36L35 65H37V63H39V64H43V62H41ZM71 61H73V62H71ZM172 61V62H173ZM208 61V62H207ZM6 62V63H5ZM41 62V63H40ZM178 62H180V64H178ZM187 62V63H186ZM206 62V63H205ZM32 63H33V65H32ZM77 63V64H76ZM85 64L84 66H81V65H79V64ZM185 63V64H184ZM189 63V64H188ZM4 64H5V66H4ZM38 64V65H39ZM69 63H68V65H67V67H66V69L67 68H72V66L70 65ZM76 64V65H75ZM82 64V65H83ZM187 64V66H185ZM244 64V65H243ZM49 65V64H48ZM69 65H70V67H69ZM190 65V66H189ZM248 67H247V66ZM9 66V67H8ZM32 66V67H31ZM43 66H45L44 64H43ZM206 66H207V68H206ZM242 66H244V67H242ZM13 67V68H12ZM20 67V68H19ZM47 68H48V66H46ZM56 67V68H55ZM7 70H6V69ZM30 68H32V69H30ZM102 68V67H101ZM233 68V69H232ZM239 68V69H238ZM261 68H263V69H261ZM4 69V70H3ZM8 69H9V71H8ZM18 69H21V70H18ZM95 69H96V67H95ZM100 69V68H99ZM159 71H161V69H163L162 67H158L157 68ZM194 69V70H193ZM232 69V70H231ZM248 69V70H247ZM57 70V71H56ZM68 70V69H67ZM85 70V71H84ZM93 69H91L90 71H92ZM192 70V71H191ZM261 70V71H260ZM15 73H17L18 75H19V73L17 72V71H19L21 74L18 76L17 74H15ZM188 71H191V72H189L188 73ZM4 72H6V73H4ZM11 72H13L14 74H15V76H13V74L11 73ZM54 72V73H53ZM79 72V73H78ZM82 72V73H81ZM10 73V77L8 76V74ZM56 73V74H55ZM61 73H63V74H61ZM168 73V72H167ZM191 73V74H190ZM245 74V75H244ZM22 75V76H21ZM28 75H30L29 77H28ZM239 75V74H238ZM13 76V77H12ZM21 76V77H20ZM27 76V77H26ZM9 79H8V78ZM185 77V78H184ZM186 77L187 78H189V79H186ZM201 77H202V79H201ZM204 77V78H203ZM11 78H13V79H11ZM17 78H19L18 80L19 81H21V83H18V80H17ZM50 78H51V80H50ZM163 78V77H162ZM6 79V80H5ZM11 79V80H10ZM14 79L16 80V81H14ZM21 79V80H20ZM200 79V80H199ZM23 80V81H22ZM24 80H25V82H24ZM61 80V81H60ZM72 80H75V79H72ZM173 80V81H172ZM188 82H187V81ZM199 80V81H198ZM204 80V81H203ZM237 80V81H236ZM247 80H248V82H247ZM10 81H12L11 83H13V84H11L10 82V85H8L9 83L8 82ZM28 81V82H27ZM51 81H53V82H51ZM170 81V82H169ZM192 82L193 81V83H194V81H196L195 83H194V86H195V90L194 89H189V87L187 88V86H189V82ZM6 82H7V84H6ZM202 82V83H201ZM240 82V83H239ZM0 83V93H1V88L2 87H4L2 84ZM19 85H18V84ZM63 83V84H62ZM168 83H170V84H172V85H170L169 87H171V88H168V86L167 85H169ZM189 83V84H188ZM197 83V84H196ZM201 85H200V84ZM204 83V84H203ZM262 83H264V76H263V80H262ZM11 85H13V86H11ZM52 85H54V86H52V88H51V86ZM193 85V84H192ZM198 85V86H197ZM201 87H200V86ZM234 85V86H233ZM240 85V86H239ZM248 85V86H247ZM2 86V87H1ZM17 87V86H19V87H17V88H15V87ZM62 86V87H61ZM67 86H71L70 84H67ZM235 86H236V88H235ZM22 87H24L23 88V91H22ZM49 87V88H48ZM72 87V86H71ZM70 87V88H71ZM78 88V86H76V85H73V87H72V89L73 88ZM240 87V88H239ZM248 87H249V89H248ZM6 88V87H5ZM11 88H12V90H14L13 92H12V90H11ZM14 88V89H13ZM48 88V89H47ZM69 88V90H72V89H70ZM170 90V91H168V89ZM184 88H185V90L186 91H184ZM234 88L236 89V91L234 92ZM6 89V90H7ZM15 89H16V91L17 92H19V94L20 93H26L27 94V96L26 95H24V94H21V96H18L19 94H17V95H15L17 92L15 91ZM20 89V90H19ZM189 89V90H188ZM201 89H204V90H201ZM241 91H240V90ZM44 91V93L43 92H41V91ZM66 90V91H65ZM201 90V91H200ZM242 90H243V92H242ZM245 90H247V91H245ZM26 91V92H25ZM194 91L196 92V93H194ZM241 93H239V92ZM260 91V93L261 92H263V91H261V90H259ZM5 92V91H4ZM39 92H40V96L38 95L39 94ZM185 92H186V94H185ZM252 93V95L251 94H249V93ZM34 93V94H33ZM46 93V94H45ZM58 93V94H57ZM191 93V94H190ZM31 94V95H30ZM52 94V95H51ZM76 94H77V98L75 99V96H76ZM160 94H162L163 96H161ZM183 94H184V96L185 97H183ZM10 95V96H9ZM33 95V96H32ZM44 95H46V101L44 100L45 99V96ZM48 95H49V97H48ZM51 95V96H50ZM141 95V96H140ZM142 95H143V97H142ZM166 95V97H168V98H165L164 96ZM180 95H182V96H180ZM204 95H206V96H204ZM244 95V96H243ZM248 95V96H247ZM249 95L251 96L250 97V99H249ZM23 96V97H22ZM25 96L26 97H29V98H27V99H25ZM44 96V97H43ZM53 96H55L54 98H53ZM135 96V95H134ZM154 96H156V97H154ZM178 96V100H179V102H181L180 104H179V102L178 101H176V102H178V104L176 103L174 106H169L170 105V103H169V100L172 98H176ZM180 96V97H179ZM263 95L261 94V97H262ZM35 97L38 99H35ZM40 97L42 98V99H40ZM64 97V98H63ZM142 99H141V98ZM154 97V98H153ZM186 97H187V99H186ZM192 97V98H191ZM209 99V97L211 98L210 100H208L207 98ZM11 98V99H10ZM34 98V100L36 101H33L32 99ZM48 98V99H47ZM133 98V99H132ZM163 98H165L166 100H168V103H166L165 101L166 100H164ZM200 98V99H199ZM248 98V99H247ZM263 98H264V96H263ZM5 99V100H4ZM28 99H29V101H28ZM55 99V100H54ZM128 99V100H127ZM157 101H156V100ZM160 99V100H159ZM164 100V102H163V100ZM183 99V100H182ZM186 99V100H185ZM192 99V100H191ZM196 99V100H195ZM220 99V100H219ZM9 100V101H8ZM27 100V101H26ZM33 102H32V101ZM39 100H41L42 102L41 103H45L46 104V102L48 103V106H47V108H48V111H47V115H46V117H44V118H42L41 117V115L40 114H42V115H44L43 113H39L40 112V105L41 104H39L40 102H39ZM44 100V101H43ZM135 100V101H134ZM138 100V101H137ZM142 100V101H141ZM181 100V101H180ZM184 100H185V102H184ZM206 100V101H205ZM216 100V101H215ZM218 100V101H217ZM4 101V102H3ZM69 101H71V103L69 102ZM74 101H75V103H74ZM136 101L138 102V103H136ZM141 101V102H140ZM154 101V102H153ZM160 101H162V106H161V103H160ZM188 101V102H187ZM198 102V104H197V102ZM215 101V102H214ZM13 102L15 103V105L13 104ZM28 102V103H27ZM53 102V103H52ZM151 102V103H150ZM171 102V101H170ZM220 102V103H219ZM2 103V104H1ZM7 103H8V105H7ZM17 103V104H16ZM26 103V104H25ZM30 103V104H29ZM35 103V104H34ZM38 103V104H37ZM77 103H79L80 104V106H79V104H77ZM158 103V104H157ZM165 103H166V108H165ZM224 103V104H223ZM14 106H13V105ZM34 104V105H33ZM65 104V105H64ZM76 104L79 106H76ZM160 104V107L158 106L157 107V105H159ZM169 104V105H168ZM188 104V105H187ZM192 104V105H191ZM226 104V105H225ZM10 105H12V106H10ZM24 105V106H23ZM37 105V106H36ZM73 105V107H70V106H72ZM106 105H107V107H106ZM109 105V106H108ZM118 105L119 106H121L120 108L118 107ZM168 105V106H167ZM180 105V106H179ZM204 105V106H203ZM207 105H210V106H207ZM31 106V108L29 109V107ZM39 106V107H38ZM52 106V107H51ZM64 106H66L67 107V111H65L64 110V108L66 109V107H64ZM118 107L119 108V110H122V114H123V116H117L116 115V117L115 116H109L110 114H108V111L110 112L111 110L112 111H117L118 110V108H114V107ZM194 106V107H193ZM207 106V107H206ZM24 107V108H23ZM39 109H38V108ZM50 107V108H49ZM57 107H58V109H57ZM61 107H64L63 109L61 108ZM105 107L106 109L105 110H103V108ZM163 107V108H162ZM201 107V108H200ZM9 108H11L10 110H9ZM14 108V109H13ZM23 108V109H22ZM61 108V109H60ZM125 108V109H124ZM154 108V109H153ZM158 108L160 109V108H162V110H163V112L164 113H162L161 111L162 110H158ZM186 108V109H185ZM194 108H196V109H194ZM19 109H20V112H19ZM69 109V110H68ZM114 109V110H113ZM129 109H130V111H129ZM200 111H199V110ZM14 110V111H13ZM27 110V111H26ZM31 110V111H30ZM36 110V111H35ZM54 110H55V112H57V113H54ZM75 110H76V112H75ZM78 110V111H79ZM98 110V109H97ZM125 110V111H124ZM126 110H128V111H126ZM156 110H157V112H156ZM207 110H209V111H207ZM12 111H13V113H12ZM22 111V112H21ZM29 111V112H28ZM35 111V112H34ZM73 111V112H72ZM83 111V110H82ZM81 111V112H82ZM92 111V110H91ZM185 111V112H184ZM187 111H189V112H187ZM193 111V112H192ZM51 112H53L52 114H51V116H50V113ZM99 112H101V114L99 113ZM143 112V113H142ZM156 112V113H155ZM159 112H161V113H159ZM180 114H179V113ZM201 112V113H200ZM242 112V113H241ZM17 113H19L18 115H17V117H16V114ZM20 113H21V115H20ZM62 113V114H61ZM65 113V114H64ZM73 113V114H72ZM79 113V114H78ZM102 113H104V114H102ZM105 113H107V116L109 117H107L106 116V114ZM142 113V114H141ZM155 113V114H154ZM171 113V114H170ZM176 113V114H175ZM186 113H187V116H185L186 115ZM194 113H195V115H194ZM214 113V114H213ZM128 114V115H127ZM144 114V115H143ZM206 114V118H205V116L204 115ZM37 115H39V116H37ZM53 115V116H52ZM75 115V116H74ZM77 115V116H76ZM100 115H102V116H100ZM144 117H143V116ZM146 115V116H145ZM177 115V116H176ZM179 115V116H178ZM184 115V116H183ZM196 115H198V116H196ZM126 117V119H124L125 117ZM153 116V117H152ZM195 116H196V118H195ZM200 116V118L202 119V117L204 116V119L203 120H201L200 118H197V117H199ZM10 117V118H9ZM21 117V118H20ZM51 117V118H50ZM115 117V122H114V120H113V118ZM184 117H186V118H184ZM221 117H222V119H221ZM226 117V118H225ZM2 118H3V120H2ZM41 118V119H40ZM55 118H57V119H55ZM60 118V119H59ZM100 118H102V119H100ZM123 118V120H120V119H122ZM180 120H179V119ZM208 118V119H207ZM210 118V119H209ZM213 118V119H212ZM223 118H225V119H223ZM39 119H40V121H39ZM57 120V122L56 121H54V123H52V121L53 120ZM68 119V120H67ZM74 119H76V120H74ZM98 119V120H97ZM112 120V122H111V120ZM139 119H141V120H139ZM181 119H183V120H181ZM196 119H198V120H201L200 122L199 121H197ZM219 121H218V120ZM16 120H17V123H15L16 122ZM44 120V121H43ZM48 120V121H47ZM52 120V121H51ZM73 120V121H72ZM80 120V121H81ZM110 122H109V121ZM139 120V121H138ZM197 122H196V121ZM209 122H208V121ZM210 120H212V121H210ZM222 122H221V121ZM227 120V121H226ZM47 121V122H46ZM96 121V122H95ZM124 121V122H123ZM207 121V122H206ZM226 121V122H225ZM43 122V123H42ZM49 122H51V123H49ZM56 122V123H55ZM86 122V123H85ZM93 122H95L94 124H93ZM98 122H99V125H98ZM101 122V123H100ZM103 122V123H102ZM114 122V123H113ZM119 122V123H118ZM120 122H123V123H120ZM132 122V123H131ZM140 124H139V123ZM175 122V123H174ZM190 122V123H189ZM199 122V123H198ZM46 123V125H43V124H45ZM50 125H49V124ZM107 123H110V124H107ZM115 123H117V124H115ZM131 123V124H130ZM149 123V124H148ZM155 123V124H154ZM174 123V124H173ZM177 123V124H176ZM181 123V124H180ZM3 124V125H2ZM4 124H5V126H4ZM6 124H7V126H6ZM53 124H55V125H53ZM56 124H58V126H56ZM102 124V126H100ZM112 124V125H111ZM172 124V125H171ZM178 124H180L179 125V127H177L178 126ZM51 127V126H53V128H51V131H49L50 130V128L48 127ZM94 127H93V126ZM107 125V126H106ZM132 125V126H131ZM133 125H134V127H133ZM137 125V126H136ZM143 127H142V126ZM193 125V127H191ZM216 125L217 126H219V128L218 127H216ZM2 126V127H1ZM25 126V127H24ZM42 126V127H41ZM80 126V127H79ZM90 126H92L91 128H90ZM136 126V127H135ZM141 126V127H140ZM161 126H162V129H161ZM181 126V127H180ZM204 126V125H203ZM202 126V127H203ZM4 127V128H3ZM46 127L48 128V129H46ZM57 127H58V129H57ZM96 127V128H95ZM132 127V128H131ZM138 127V128H137ZM215 127H216V129H215ZM42 128H43V130H42ZM45 128V129H44ZM55 128V129H54ZM113 128V129H112ZM116 128V129H115ZM135 128V129H134ZM182 128H183V130H182ZM197 128V129H196ZM222 128H224V129H222ZM23 129V130H22ZM111 129V130H110ZM166 129H165V133H166ZM186 129V130H185ZM222 131H221V130ZM11 130V131H10ZM13 130V131H12ZM22 130V131H21ZM34 132H33V131ZM45 130V131H44ZM48 130V131H47ZM84 130V131H83ZM149 132H148V131ZM55 131V132H54ZM144 131V132H143ZM162 131V132H161ZM1 132H5L4 134H2ZM27 132V133H26ZM34 134H33V133ZM113 132V133H112ZM130 132V133H129ZM146 132V133H145ZM88 134V135H86V134ZM22 134V135H21ZM24 134V135H23ZM49 134H52V135H49ZM110 134V136L108 137V135ZM127 134H128V136H127ZM147 134H148V136H147ZM3 135V136H2ZM34 135H36L35 137H33ZM37 135H39V136H37ZM98 135V136H97ZM131 135V136H130ZM23 138H22V137ZM49 137V139H48V137ZM97 136V137H96ZM126 136V137H125ZM136 136V137H135ZM139 136V137H138ZM173 136V137H172ZM17 137V138H16ZM20 137V138H19ZM25 137H26V139H25ZM35 138V139H34ZM39 138V139H38ZM98 138V139H97ZM111 138H113V139H111ZM137 138H138V140H137ZM151 138H153V139H151ZM11 139V140H10ZM33 139V140H32ZM42 139V140H41ZM47 139H48V141H47ZM101 139H103V140H101ZM148 139H149V141H148ZM39 140V141H38ZM105 140L106 141H108V142H105ZM124 140V141H123ZM145 140V141H144ZM151 140V141H150ZM223 140V139H222ZM112 141H115V143H117L116 145H114V143H112ZM23 142V143H22ZM28 142V143H27ZM30 142V143H29ZM49 142H50V144H49ZM111 142V144H109ZM46 143H48V145L46 144ZM132 143V144H131ZM147 143V144H146ZM42 144H43V146H42ZM47 145V146H45L44 147V145ZM88 144V145H87ZM124 144V145H123ZM10 145V146H9ZM20 145V146H19ZM84 145V146H83ZM92 145V146H91ZM117 145H118V147H117ZM134 145V146H133ZM83 147V148H82ZM96 147V148H95ZM99 147V148H98ZM119 147H122L121 149L119 148ZM45 148V149H44ZM87 148V149H86ZM92 148V149H91ZM114 149V150H113ZM126 150H128V151H126ZM121 155V156H120ZM118 156V157H117ZM122 158V159H121ZM123 160V161H122ZM51 172H53V170H51ZM37 175V177H35V176ZM39 175L38 174H33V175H31L30 177H29V179H34V180H30L27 184H25L24 185V187H26V185L27 186H29L30 184H31V182H32V184H34L35 185V182H36V180H37V178H38V180H39ZM35 178H36V180H35ZM37 180V182H36V184H39L41 181H38ZM31 184V185H32ZM32 189V188H31ZM30 189H19V192H21L20 194H22L23 192L24 193H26V192H28ZM100 193V192H99ZM98 193V194H99ZM101 194V193H100ZM99 194V196H103V195H100ZM109 196V194L107 193H105V195L102 197L103 199H102V201H101V206H103V207H109V209H112L114 206H115V204H113V202H112V206L110 205L109 206V203H111V199H110V197H108ZM104 197H106V198H104ZM249 197H252V195H249ZM249 197H247V198H249ZM101 197H95V198H93L90 202H89V204H88V208H86V209H88L89 210V213H87V215L85 216V215H83V214H79V217L80 218H82V222L80 221V225H82V224H84V227H83V225L82 226H80L81 228L83 227V231L85 230V232L86 233H84V236H86L85 238H88L87 240H89V241H94V242H98V241H103V239L104 238H108L109 237V235L106 233V230H108V229H106V227H108L107 226V224H105V218H107V217H110L109 216V214H108V216L107 217H105V214L102 212V211H99V206L97 207H94V206H92L91 204V202H93V200L94 201H98V200H101L100 199ZM97 199V200H96ZM251 199V198H250ZM250 199H249V201H250ZM251 200H253V201H255V203L253 202V204H254V207L256 208V209H258V206L256 205V203H260V205L262 206L263 204H264V200L263 199H258V198H256V199H251ZM110 201V202H109ZM202 202H204L203 200H201ZM247 201V202H246ZM245 202L247 203V205H249V204H252V202L251 203H249V201L248 200H246ZM100 202V201H99ZM233 203V199H230V200H227V199H225L221 204L222 205H231ZM123 204V205H122ZM114 205V206H113ZM119 205H121V206H124L125 204L124 203H122V202H120L119 204H118V206ZM120 206V207H121ZM264 206V205H263ZM93 207H94V211L95 210H97V211H93ZM111 207V208H110ZM97 208V209H96ZM99 208V209H98ZM206 208V207H205ZM254 208V209H255ZM108 209V210H109ZM127 209H128V211H127ZM127 209H125L126 210V212H132V213H134L135 214V212L134 211H138L139 209L137 208H130V207H128ZM136 209V210H135ZM255 209V210H256ZM91 210V211H90ZM107 210V211H108ZM130 210V211H129ZM205 210V209H204ZM99 212V213H98ZM101 212V213H100ZM246 212L247 211H242L241 213H239V214H246ZM95 213V214H94ZM121 213H125V211L124 212H121ZM139 213H140V210H139ZM157 212L155 211V213H151V216H146L145 217V215L143 216V217H140V220H139V216L137 217L136 215V217L135 218H133L134 216H132V218H131V216H125L124 217V222H125V224L127 225V227H129V230H132V231H134L135 233H134V237L135 238H139V237H137V236H141L142 234L144 235V238H140V239H137V240H139L138 242H136L135 241V243L133 244L135 247H137L138 249H140V250H133V252L135 253V251H136V254L137 255H139L140 256V254H142V253H144L145 252V249H144V247H149V248H157V247H164V246H168L170 249H174V250H177V249H179L178 247H180L181 245H184V244H187L188 243V241H187V236H185L184 234H187V232L183 229V227L181 226V228H182V232H181V229H180V225L178 226V221L176 220V219H174V218H176V217H178V215H176V214H174V213H170V216H169V218L168 217H166V216H163V215H158V213L156 214ZM136 214H137V212H136ZM89 215V216H88ZM152 215H154V216H152ZM157 216V217H156ZM175 216V217H174ZM200 216H202V215H200ZM199 216V218L200 219H203L204 218V216L203 217H200ZM237 216H239V215H236V217ZM243 216V215H242ZM242 216H240V218L242 217ZM83 217H85L86 219H84ZM95 217V218H94ZM152 217V218H151ZM153 217H155L156 219H154ZM161 217H162V219H161ZM235 217V214H234V218L235 219H238V220H240V221H246V215H244V217H242L241 219L238 217V218H236ZM89 219V220H88ZM91 219H92V221H91ZM143 220H147V221H143ZM149 220V221H148ZM151 220V221H150ZM164 220V221H163ZM167 220H169V221H167ZM261 220V222H262V219H260ZM260 220H258L259 222H260ZM86 221V222H85ZM85 222V223H84ZM96 222V223H95ZM164 222H165V224H164ZM177 222V223H176ZM151 223H153L154 225H155V223H157L156 225H157V227L156 226H153V224H151ZM170 223H171V225H170ZM172 223H174V225L172 224ZM87 224V225H86ZM145 226H144V225ZM168 224L170 225V226H172V228L169 226L168 227ZM85 225H86V228H85ZM103 225H105V227L103 226ZM151 225V226H150ZM165 225V226H164ZM90 226H91V228H90ZM94 226V227H93ZM149 226V227H148ZM103 227V228H102ZM160 227V228H159ZM166 227V228H165ZM85 228V229H84ZM95 230V232H94V230ZM169 228V229H168ZM176 228V229H175ZM87 229V230H86ZM178 229V230H177ZM81 230V229H80ZM81 230V231H82ZM93 230V231H92ZM148 230V231H147ZM173 230V231H172ZM101 232V235L102 236H104V238H102V237H100L101 235L99 234L100 232ZM147 231V232H146ZM153 233H152V232ZM171 231H172V235H171ZM176 231H178V233L176 232ZM181 232V234H180V232ZM88 232V233H87ZM97 235H96V234ZM106 235H105V234ZM150 233V234H149ZM165 233V234H164ZM94 234V235H93ZM153 234V235H152ZM178 234V235H177ZM107 235H108V237H107ZM146 235H148V236H146ZM158 235V236H157ZM166 235H168V236H166ZM171 237H170V236ZM175 235V236H174ZM176 235H177V237H176ZM164 236V237H163ZM184 238H183V237ZM151 237V238H150ZM153 237H155V238H153ZM163 237V238H162ZM181 237V238H180ZM174 238V239H173ZM97 239H99L98 241H96ZM171 239V240H170ZM177 239V240H176ZM169 240V241H168ZM172 240L174 241V242H172ZM179 240H182V241H187L186 243L184 242H182V241H180L179 242ZM91 241V242H92ZM141 241V242H140ZM167 241H168V243H167ZM177 241V242H176ZM182 242V243H181ZM166 243V244H165ZM171 243V244H170ZM175 243V244H174ZM179 244V245H177V244ZM102 245H103V243H101ZM171 245H173V246H171ZM140 247H142V249L140 248ZM152 248V249H153ZM40 251H42V252H40ZM47 252L48 251V249H46L45 250V248H43V249H41V250H38V252H35V253H30L29 255V257H27L26 259H25V257L23 258V259H21V261L22 262H19L20 264H23V261H25L24 263H30V262H33V263H35V264H41L42 262H44L45 260L47 261L48 260V262H52V260H49V256H47V258L45 257V255H46V253L45 252ZM62 251V253L64 254L63 256H66V257H62L61 256V258L64 260V261H66L68 258H67V254H68V257H72L71 258V260H73V258L75 259V257H73V253H68V252H65L64 250H61ZM131 251V250H130ZM137 251H139V252H137ZM141 251V252H140ZM132 252V254H134ZM38 253V255L36 256V254ZM42 253V254H41ZM114 253H115V251H114ZM149 253H151L150 255H149ZM148 254H147V256L149 255V257H151L152 258V256H154L155 257V255H156V253H153V251H151V252H149ZM70 254V255H69ZM135 254V255H136ZM155 254V255H154ZM36 256L37 258L35 259V257H33V258H31L32 256ZM82 255H84V256H82ZM81 256H82V258H85L86 259V257L87 256H85V254H82ZM128 255V254H127ZM127 255H126V257H127ZM135 255H133L134 257L133 258H135ZM45 257V258H44ZM121 257V258H120ZM124 256H119V257H117V260H115V258H114V260H115V262L116 263H118L119 261H125L126 260V257H125V260H124V258H123ZM138 257V256H137ZM30 258V259H29ZM41 258H43V259H41ZM79 258V257H78ZM119 258V259H118ZM123 258V259H122ZM131 258V257H130ZM31 259H33V261L31 260ZM41 259V260H40ZM66 259V260H65ZM87 259H90V258H88L87 257ZM86 259V260H87ZM127 259H129V257H127ZM30 260V261H29ZM85 260V261H86ZM42 261V262H41ZM90 261H92V260H89V262L88 261H86V262H84V264L86 263V264H92L93 263V261L92 262H90ZM70 262H72V261H70ZM124 263V262H123ZM43 264V263H42ZM74 264V263H73ZM94 264V263H93ZM126 264V263H125Z\"/></svg>",
	"mask_w": 264,
	"mask_h": 264
},
{
	"label": "snow or ice",
	"instance_id": "obj_3",
	"mask_svg": "<svg viewBox=\"0 0 264 264\" xmlns=\"http://www.w3.org/2000/svg\"><path fill=\"white\" fill-rule=\"evenodd\" d=\"M26 5L22 3H16L15 0H0V19L8 18L12 15V13L19 8H24ZM236 8L237 14L248 15L252 10V5L247 2V0H240V3L237 6H233ZM259 11V19L264 21V0H261V3L255 6Z\"/></svg>",
	"mask_w": 264,
	"mask_h": 264
}]
</instances>
